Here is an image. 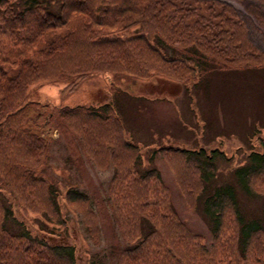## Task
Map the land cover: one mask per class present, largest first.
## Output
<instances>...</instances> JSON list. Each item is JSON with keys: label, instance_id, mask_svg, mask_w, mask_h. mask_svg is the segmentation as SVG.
Masks as SVG:
<instances>
[{"label": "trees", "instance_id": "16d2710c", "mask_svg": "<svg viewBox=\"0 0 264 264\" xmlns=\"http://www.w3.org/2000/svg\"><path fill=\"white\" fill-rule=\"evenodd\" d=\"M232 1L264 26V0ZM247 31L240 12L217 0H0V264H77L73 245L45 240L14 213L16 207L39 213L47 202L60 214L59 189L43 173L48 148L28 132V111L42 107L40 88L63 83L65 100L104 75L111 76L113 96L122 93L121 85L152 78L196 86L215 66H264V54L249 43ZM50 112L49 122L68 144L104 141L112 144L114 155L120 142V156L139 153L138 145L125 138L113 101ZM95 125L104 130L94 134ZM260 141V150L251 149L235 169L233 181L221 184L215 160L225 156L217 150L207 155L204 149L171 146L150 155L151 160L160 152L168 163L183 157L193 164L200 188L195 192L179 184L181 197L188 206L194 198L191 209L207 221L209 243L171 205L157 169L139 171L140 154L125 174L115 168L117 182L107 201L124 246L114 250V264H264V193L254 188L264 179ZM129 176L138 180L128 181L131 197L122 199V180ZM65 191L67 204L98 206L92 213L88 207L90 219L101 211L86 192L75 186ZM248 200L262 204L260 213H247ZM94 227L98 237L101 228ZM111 259L112 254L108 263ZM89 264H107V258Z\"/></svg>", "mask_w": 264, "mask_h": 264}, {"label": "rangeland", "instance_id": "374dc122", "mask_svg": "<svg viewBox=\"0 0 264 264\" xmlns=\"http://www.w3.org/2000/svg\"><path fill=\"white\" fill-rule=\"evenodd\" d=\"M236 7L240 8L238 12L246 21L249 43L264 54V26L247 15L241 6L236 4ZM215 67L205 72L196 86L152 78L121 85L122 93L114 96L109 89L110 75L87 83L77 94L65 100L61 99V90L66 87L63 83L40 88L37 101L42 107L28 111V132L40 137L48 148L43 173L59 189L60 214L44 202L41 206L44 210H41L45 216L42 212L28 214L16 207V217L26 227L40 231L45 240L52 237L54 242L73 245L77 264H89L93 258H107V264H114V250L124 244L113 224V208L107 201V191L117 182L114 179L115 168L120 167L125 174V170L133 165L132 157L140 154L142 164L139 171L157 169L161 182L168 189L171 205L189 229L199 233L209 243L211 235L207 221L199 211L191 209L194 198L188 206L181 197L179 184L187 185L195 192L200 188L193 164L183 161V157L168 163L169 159L160 152L151 160L150 155L160 147L171 146L204 149L207 155L217 150L225 156H218L215 160L217 182L221 184L233 181L235 169L245 163L251 149L260 150L259 139L264 141V66L239 69ZM111 101L121 119L116 118L123 122L125 138L139 147V153L133 156H120L124 146L120 142L115 146L114 155L112 144L106 145L104 141L97 144L89 140L87 144L76 137L79 141L68 144L63 139L62 130L49 122V113L54 108L76 104L99 105ZM100 130L104 129L95 125L93 133H100ZM131 179L138 180L133 176L122 180L119 191L122 199L131 197L126 190ZM71 186L99 201L97 203L102 206L97 216L90 219L88 207L92 213L98 206L93 209L87 204L78 207L65 202V190ZM254 188L264 193V179L258 180ZM245 204V210L250 215L260 213L263 208L260 202L254 200ZM61 217L64 222H61ZM95 225L101 228L98 237L92 233ZM92 238L99 243L93 244ZM111 254L112 259L108 263Z\"/></svg>", "mask_w": 264, "mask_h": 264}, {"label": "water", "instance_id": "95a60500", "mask_svg": "<svg viewBox=\"0 0 264 264\" xmlns=\"http://www.w3.org/2000/svg\"><path fill=\"white\" fill-rule=\"evenodd\" d=\"M217 1H220V2L225 3V4H227V5H230V6H232L234 9L237 10L235 4H234L232 1H230V0H217Z\"/></svg>", "mask_w": 264, "mask_h": 264}]
</instances>
